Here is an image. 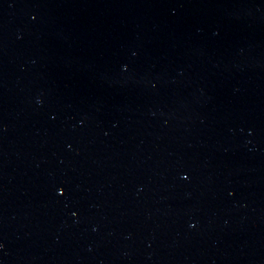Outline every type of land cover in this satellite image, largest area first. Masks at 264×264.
Returning a JSON list of instances; mask_svg holds the SVG:
<instances>
[{
  "label": "water",
  "instance_id": "obj_1",
  "mask_svg": "<svg viewBox=\"0 0 264 264\" xmlns=\"http://www.w3.org/2000/svg\"><path fill=\"white\" fill-rule=\"evenodd\" d=\"M0 183L264 198V0H0Z\"/></svg>",
  "mask_w": 264,
  "mask_h": 264
}]
</instances>
